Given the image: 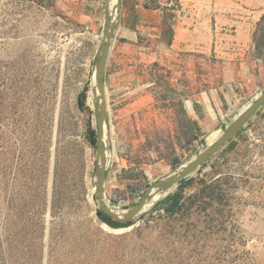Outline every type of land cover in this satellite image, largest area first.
<instances>
[{
    "label": "rangeland",
    "instance_id": "374dc122",
    "mask_svg": "<svg viewBox=\"0 0 264 264\" xmlns=\"http://www.w3.org/2000/svg\"><path fill=\"white\" fill-rule=\"evenodd\" d=\"M263 95L264 0H0V264H264Z\"/></svg>",
    "mask_w": 264,
    "mask_h": 264
},
{
    "label": "water",
    "instance_id": "95a60500",
    "mask_svg": "<svg viewBox=\"0 0 264 264\" xmlns=\"http://www.w3.org/2000/svg\"><path fill=\"white\" fill-rule=\"evenodd\" d=\"M107 40H108V38H107V35L105 34V36L103 38V43L106 44ZM107 53H108L107 48H104L103 49V61L104 62L107 59ZM103 70H104V65L98 66L97 69H96L95 78H96V83L98 85V88H100L102 96L104 98L105 97L104 88L101 85V77H102ZM263 106H264V95H263V97H261L259 99V101L257 103H255V105L251 109H249L247 111V113L242 118V120L238 123L236 128H241L244 125H246L247 122L249 121V119L251 117H253L255 115V113L257 111H259L260 108L263 107ZM102 114H103V111H102ZM102 141H103V125L101 124V126H100V136H99V142H100L99 144L100 145L102 144ZM103 186H104V182H103L102 179H100L99 180L98 189H97V194H98L99 202L101 204H102V196H101V194H102ZM102 208H103L102 211L104 213H106L107 215H109L110 217H112L115 221H120V222H122L124 224H127L126 222H128L130 220V218H131V215H129V216H126L124 219H121L116 214H114L111 209H108L106 206L103 205Z\"/></svg>",
    "mask_w": 264,
    "mask_h": 264
},
{
    "label": "trees",
    "instance_id": "16d2710c",
    "mask_svg": "<svg viewBox=\"0 0 264 264\" xmlns=\"http://www.w3.org/2000/svg\"><path fill=\"white\" fill-rule=\"evenodd\" d=\"M180 194H174L171 195L168 200H173V204H175L176 202L179 201ZM99 217L102 220V222L104 224L109 225L110 227H112L113 229H117V228H122V227H126L127 225L120 222V221H115L112 217H110L109 215H107L106 213H104L103 211L99 212Z\"/></svg>",
    "mask_w": 264,
    "mask_h": 264
},
{
    "label": "crops",
    "instance_id": "0c3cea01",
    "mask_svg": "<svg viewBox=\"0 0 264 264\" xmlns=\"http://www.w3.org/2000/svg\"><path fill=\"white\" fill-rule=\"evenodd\" d=\"M141 4H142V2H141ZM140 4V5H141ZM137 8H139V5H137L136 6ZM139 11V10H138ZM144 14H146V12H142V15H144ZM261 51L263 50V49H260ZM222 101V100H221ZM203 104V106L205 105L204 103H202ZM207 112V111H206ZM262 112H263V110H262ZM194 114L196 115V111L194 110Z\"/></svg>",
    "mask_w": 264,
    "mask_h": 264
},
{
    "label": "built area",
    "instance_id": "2783aa9c",
    "mask_svg": "<svg viewBox=\"0 0 264 264\" xmlns=\"http://www.w3.org/2000/svg\"><path fill=\"white\" fill-rule=\"evenodd\" d=\"M70 40H71V39H70ZM69 42L71 43V41H69ZM69 42H68V43H69ZM74 43H75V46H76V47H77V46H78V47H81V46H82V42H77V41H75Z\"/></svg>",
    "mask_w": 264,
    "mask_h": 264
},
{
    "label": "bare ground",
    "instance_id": "6f19581e",
    "mask_svg": "<svg viewBox=\"0 0 264 264\" xmlns=\"http://www.w3.org/2000/svg\"><path fill=\"white\" fill-rule=\"evenodd\" d=\"M105 227H106L107 229L111 230L110 227H108L107 225H105Z\"/></svg>",
    "mask_w": 264,
    "mask_h": 264
}]
</instances>
